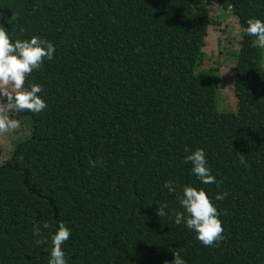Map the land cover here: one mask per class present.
<instances>
[{
    "label": "trees",
    "instance_id": "trees-1",
    "mask_svg": "<svg viewBox=\"0 0 264 264\" xmlns=\"http://www.w3.org/2000/svg\"><path fill=\"white\" fill-rule=\"evenodd\" d=\"M214 4L236 6L244 30L238 113L218 109L219 70L202 69ZM0 9L11 42L39 36L55 48L25 81L42 85L47 108L16 112L30 133L0 166V264H48L60 222L71 232L67 264H165L175 252L186 264H264V55L246 31L248 19L264 22V0H0ZM198 148L216 183L185 162ZM189 185L217 208V246L174 222Z\"/></svg>",
    "mask_w": 264,
    "mask_h": 264
},
{
    "label": "clouds",
    "instance_id": "clouds-1",
    "mask_svg": "<svg viewBox=\"0 0 264 264\" xmlns=\"http://www.w3.org/2000/svg\"><path fill=\"white\" fill-rule=\"evenodd\" d=\"M247 33L257 39L258 46L264 48V22L259 19H248ZM55 48L53 44L39 36H33L30 40L11 42L10 36L4 28H0V135L14 131L20 127L18 120L10 118L9 112L30 111L40 113L47 108V104L39 95L42 85L31 84L25 87L26 77L33 70L43 66L46 59L52 60ZM186 151H188L186 149ZM185 162H191V172L204 184L216 183L215 177L210 174L207 160L203 149H196L185 157ZM240 163L246 164L244 155H240ZM164 187L169 192H175L172 181H166ZM227 193L216 196L217 200H223ZM178 200L184 212L174 213V222L177 225L185 224L189 230L196 233V238L209 247L217 246L224 237L222 222L218 218L219 213L210 198L203 189H197L191 185L185 186ZM167 204H162L156 209L158 217L166 215ZM41 227L50 229L52 226L45 222L43 225L33 227L34 237L41 236ZM70 229L60 222L51 235L50 258L48 264H67L62 244L69 239ZM46 241L36 239L40 245ZM174 259L165 264H186L179 252L173 253Z\"/></svg>",
    "mask_w": 264,
    "mask_h": 264
},
{
    "label": "rangeland",
    "instance_id": "rangeland-1",
    "mask_svg": "<svg viewBox=\"0 0 264 264\" xmlns=\"http://www.w3.org/2000/svg\"><path fill=\"white\" fill-rule=\"evenodd\" d=\"M236 6L224 10L214 4L210 7V17L213 24L205 39V60L202 69L217 68L220 75V86L217 91V107L220 111L238 113V100L235 94V78L237 58L240 52L244 30L238 22ZM263 53L258 43H254ZM16 112H9L10 118L18 120L20 127L14 131L0 135V166L12 156L15 146L27 139L31 128V120H19ZM27 132V135H26Z\"/></svg>",
    "mask_w": 264,
    "mask_h": 264
},
{
    "label": "flooded vegetation",
    "instance_id": "flooded-vegetation-1",
    "mask_svg": "<svg viewBox=\"0 0 264 264\" xmlns=\"http://www.w3.org/2000/svg\"><path fill=\"white\" fill-rule=\"evenodd\" d=\"M3 12L2 9H0V13Z\"/></svg>",
    "mask_w": 264,
    "mask_h": 264
}]
</instances>
